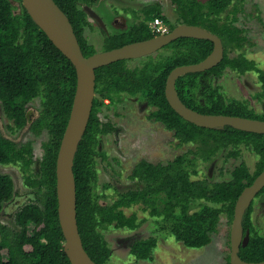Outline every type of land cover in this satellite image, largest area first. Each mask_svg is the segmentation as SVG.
Instances as JSON below:
<instances>
[{
    "label": "trees",
    "instance_id": "1",
    "mask_svg": "<svg viewBox=\"0 0 264 264\" xmlns=\"http://www.w3.org/2000/svg\"><path fill=\"white\" fill-rule=\"evenodd\" d=\"M67 16L84 57L95 54L84 37L88 26L87 15L80 8L82 0H53ZM84 1V0H83ZM242 0H170L174 22L170 23L161 6L154 3L140 9V17L127 31L106 36L105 51L155 37L149 22L160 18L171 31L179 24L198 26L220 38L224 56L214 68L186 74L175 82L181 102L204 115L235 116L264 121V113H256L240 100L225 99L218 86L206 81L219 79L225 70L238 75L257 74L260 91L253 99L264 100V70L242 54L246 38L235 25L236 14L242 10ZM231 9L232 17L224 16ZM206 40L180 38L162 48L167 55L155 53L129 66V61H118L95 70V97L86 131L78 145L73 162L76 186V222L82 246L96 264H106L111 256L102 232L109 227L136 230L143 220L136 213L125 215V210L140 206L155 220L157 231L172 236L185 248L198 250L211 244L217 235L220 218L225 215L231 225L235 202L245 187L264 169V135L237 131L231 127L212 130L197 127L180 118L168 105L165 82L169 73L180 66L204 60L212 51ZM229 52H238L230 58ZM76 87L75 69L48 40L29 17L21 0H0V107L3 116L12 123L8 131L15 133L27 125V106L40 100L38 117L28 130L34 137L46 134L42 144V158L37 171L32 173V143L18 145L0 136V166H18L24 186L34 197L19 208L14 216L16 231L0 225V264H70L63 252L55 193L56 157L72 106ZM124 96L136 98L149 108L146 119L160 123L173 133L180 144L195 145L168 163L151 164L139 161L128 176L134 189L117 193L109 204L107 195L95 194V158L100 136L115 131L111 123H101L102 108L114 109ZM108 102L107 104L105 102ZM251 149L257 161L252 173L244 162L230 171L231 179L210 183L194 180L198 174L197 160L210 161L228 148L227 157L238 159L239 146ZM105 159V155H101ZM111 186L104 184L103 190ZM116 191V189L114 188ZM264 194V188L258 196ZM14 196L11 178L0 174V211ZM205 202L197 210L195 202ZM252 205L242 220L243 233L249 239L240 247L238 256L245 262L264 261V235L257 234L251 219ZM31 227V228H30ZM229 239V234H228ZM155 237L134 239L129 254L136 261H150L156 248ZM229 264V255L226 257Z\"/></svg>",
    "mask_w": 264,
    "mask_h": 264
},
{
    "label": "rangeland",
    "instance_id": "2",
    "mask_svg": "<svg viewBox=\"0 0 264 264\" xmlns=\"http://www.w3.org/2000/svg\"><path fill=\"white\" fill-rule=\"evenodd\" d=\"M90 2H93L92 11L105 25V28L100 25L96 26L89 19L88 27L84 28L86 41L93 46L95 53L105 51L103 41L107 35L119 33L112 26L114 19L124 23L122 29L125 27L127 29L138 22L140 9L148 5L158 3L170 23L174 22V11L170 0H90ZM83 6L85 4L81 3L80 8ZM241 7L242 10L235 15L237 18L235 25L243 30V35L246 38L245 47L241 52L248 59L253 60L258 68L264 70V0H242ZM226 15L232 17L231 9L224 14V16ZM157 53L167 55L169 51L164 52L161 49ZM237 55L238 52H229L230 58ZM140 64L141 60H136L129 63V66ZM206 82L218 86L225 99L243 101L256 113H264V100L258 102L253 99L254 94L260 91L256 73L248 72L238 75L227 69L219 79H209ZM39 110L40 100L37 98L27 106L25 128L11 133L8 131V127L12 126V123L3 116L0 107V136L18 145L32 143L33 165L30 170L32 173L38 169L43 154L42 144L46 141V134L34 137L28 130L31 123L38 117ZM148 112L149 108L136 98L124 96L114 109L102 108L98 114L101 123H111L115 128V131L100 137L98 153L105 155V159H102L99 154L95 160L98 176L95 192H103L104 184L111 186V189L105 192L108 197L105 199L107 204L116 198L113 187H117L119 192H124L131 187L126 177L138 161L143 159L151 163H164L188 150H195V145L180 144L174 138L173 133L166 130L160 123L148 121L146 119ZM238 149L240 157L237 160L226 156L231 148L219 152L210 161L197 160L198 174L192 179H205L210 183L228 181L231 179L230 171L241 162H244L249 172L252 173L257 161L256 155L250 148L243 145ZM0 174L9 176L14 186V196L9 202L2 205L0 225L13 232L17 230L14 221L16 212L21 206L29 204L34 195L24 186L18 166H0ZM201 204H205V202H195L192 207L197 210ZM124 212L127 216L133 212L136 213L137 218L143 222L134 231L112 227L101 231L111 249V256L106 264H227L226 257L230 252L228 234L231 225H228L225 215L220 218L219 230L217 235L212 238L211 244L193 250L185 248L169 234L158 232L155 220L150 218L147 212L142 211L140 206H133ZM251 219L257 234L264 235V196L253 200ZM149 237H155L157 240L156 248L152 252V259L136 261L129 254L131 242L134 239Z\"/></svg>",
    "mask_w": 264,
    "mask_h": 264
},
{
    "label": "water",
    "instance_id": "3",
    "mask_svg": "<svg viewBox=\"0 0 264 264\" xmlns=\"http://www.w3.org/2000/svg\"><path fill=\"white\" fill-rule=\"evenodd\" d=\"M21 5L45 34L52 45L70 61L75 69L76 87L67 124L59 145L55 164V193L58 223L63 235V252L70 264H96L85 252L76 222V186L73 162L78 145L86 131L95 97V70L118 61L138 60L153 55L166 45L180 38L206 40L212 43L211 53L201 62L173 69L165 82L164 96L169 107L184 121L197 127L234 130L264 135V121L235 116L204 115L186 107L175 90L176 80L186 74L203 73L216 67L224 56L220 38L198 26L179 24L170 32L151 39L124 45L84 57L67 16L53 0H21ZM87 15L98 25L102 20L92 10ZM264 188V170L245 187L238 196L229 231V264H264L245 262L240 259V247L248 243L249 235L243 233L242 220L253 200Z\"/></svg>",
    "mask_w": 264,
    "mask_h": 264
},
{
    "label": "flooded vegetation",
    "instance_id": "4",
    "mask_svg": "<svg viewBox=\"0 0 264 264\" xmlns=\"http://www.w3.org/2000/svg\"><path fill=\"white\" fill-rule=\"evenodd\" d=\"M81 3L83 4H85V6H83V8H81V9H83V11H85L86 12V15H87V10L88 9H90V10H92V3L93 2H90V0H82L81 1ZM89 19L90 20H92L94 23H95V25L96 26H98V23L94 20V19H92V18H90L88 15H87V22H88V25H89ZM124 23H120L118 20H116V19H114V23L112 24V26L113 27H115V29H116V32H119V33H121L120 31H123V32H125V31H127L131 26H129L127 29H126V27L124 28V29H122L123 27H124V25H123ZM103 28H105V25L103 24ZM88 27V26H87ZM169 32H170V30H169ZM119 33H116V34H119ZM84 34V33H83ZM115 34V33H114ZM113 35V34H112ZM107 36H109V35H107ZM85 37V36H84ZM86 39V38H85ZM143 59V58H142ZM138 60H140V59H138ZM133 61H136V60H133ZM103 136V135H102ZM101 137V136H100ZM99 149H100V145H99ZM97 153H98V149H97ZM98 156V155H97ZM177 157V156H176ZM95 160H96V158H95ZM143 160V159H142ZM173 160V159H172ZM141 161V160H140ZM145 161H147V160H145ZM171 161V160H170ZM139 162V161H138ZM137 162V163H138ZM148 162V161H147ZM169 161H167V162H159V163H161V164H166V163H168ZM136 163V164H137ZM149 163H151V162H149ZM151 164H158V163H151ZM135 165V164H134ZM134 165H133V167H134ZM132 167V168H133ZM132 168H131V170H130V173L127 175V177H126V179L129 181V183L131 184V187H129V188H127L125 191H127L128 189H134V185L132 184V183H134V181L132 182V181H130L129 179H128V176L131 174V171H132ZM94 170H95V172H96V169H95V166H94ZM264 170V169H263ZM262 170V171H263ZM261 171V172H262ZM260 172V173H261ZM97 179H98V176H97V172H96V180H95V182H94V184H93V191L95 192V187H96V185H97ZM254 181V180H253ZM104 186V185H103ZM114 188L116 189V191L114 190ZM111 189V188H110ZM109 189V190H110ZM106 191H108V190H106ZM105 190H103V192L105 193L106 192ZM113 191H114V193H115V195H117V193H121V192H119L118 191V188L117 187H113ZM124 191V192H125ZM103 192H99L100 194H102ZM260 193V192H259ZM95 194H97L98 195V192H95ZM262 196H264V194L263 195H260V196H256V198L257 197H262ZM251 205H252V211H253V202L251 203ZM250 205V206H251Z\"/></svg>",
    "mask_w": 264,
    "mask_h": 264
},
{
    "label": "built area",
    "instance_id": "5",
    "mask_svg": "<svg viewBox=\"0 0 264 264\" xmlns=\"http://www.w3.org/2000/svg\"><path fill=\"white\" fill-rule=\"evenodd\" d=\"M149 28L155 36L164 35L169 32V25L160 18H154L149 22Z\"/></svg>",
    "mask_w": 264,
    "mask_h": 264
}]
</instances>
